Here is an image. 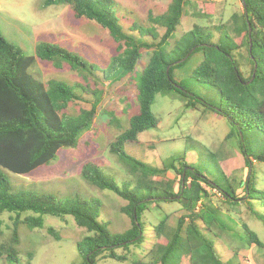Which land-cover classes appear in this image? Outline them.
<instances>
[{"label":"trees","instance_id":"16d2710c","mask_svg":"<svg viewBox=\"0 0 264 264\" xmlns=\"http://www.w3.org/2000/svg\"><path fill=\"white\" fill-rule=\"evenodd\" d=\"M199 1L207 5L213 0ZM241 1L244 11L235 13L230 23L210 27L195 24L192 30L175 39L191 0H172L165 12H149L148 23L138 21L118 0H44V9L67 5L76 19H86L109 30L119 48L105 66L91 60L87 53L49 40L39 42L34 54L27 55L0 32V217L6 215L13 225L9 237L0 239L3 262H19L20 226L31 230L43 228L47 216L63 220L71 216L86 230L87 235L78 243L83 264H98L101 256L127 260V255L118 250L142 247L148 240L149 227L156 240L150 258L137 259L135 264H242L236 260L235 252L230 263L222 259L216 246L219 237L216 229L233 232L248 246L264 247L258 235L246 225L240 234L226 221L206 188L221 193L232 205L246 200L256 217L264 222L261 214L264 187L254 165V162L264 163V0ZM205 13L210 15L208 10ZM122 20L131 23L125 25ZM159 28L164 29L162 35ZM148 38L153 41L149 42ZM144 50L150 52L148 63L138 70ZM197 52H202V60L191 73L192 85L216 89L220 95L217 107L200 96L189 79L177 78V70L184 68ZM38 61L52 63L59 69L68 65L86 81L93 79L100 83L119 82L135 77L136 73L137 111L110 144L111 153L117 156L128 175L124 178L115 173L108 175L95 160L86 162L81 170L82 178L89 184L110 191L125 202L119 214L130 219L128 229L117 231L113 221L103 217L105 203L99 197L87 200L75 196L63 200L34 190H17L8 178L6 171L31 173L54 160L61 148L77 147L83 134L92 129L102 101L101 92L90 89L89 85L71 83L64 78L44 82L39 74L31 72ZM86 92L96 97L92 108L80 109L76 114L68 112L77 100H83ZM160 94L179 95L187 108L203 106L227 119L228 137L237 138L248 169L242 184L243 197L237 195V186L230 177L222 172L216 176L200 164L201 157L198 163L191 162L188 141L180 153L160 166L129 153L128 145L139 142L141 134L158 127L159 119L152 107ZM114 122L120 123V119L116 116ZM170 169L180 176L177 191L176 181L154 179ZM173 202L181 206L175 228L168 227L167 219L158 225L146 221L145 214L151 206ZM1 221L0 218V224Z\"/></svg>","mask_w":264,"mask_h":264},{"label":"rangeland","instance_id":"374dc122","mask_svg":"<svg viewBox=\"0 0 264 264\" xmlns=\"http://www.w3.org/2000/svg\"><path fill=\"white\" fill-rule=\"evenodd\" d=\"M118 1L134 13L138 21L145 23L149 12L154 14L165 12L172 0ZM43 2L44 0H0V32L3 37L11 44L20 47L27 55L34 54L39 42L49 40L57 45L61 43L71 50L87 53L91 60H96L103 66L110 62L119 45L114 41L109 30L95 22L76 19L67 5L49 6L44 9ZM207 10L210 15L205 13ZM243 11L241 0H213L207 5L199 0H191V4L185 8L181 25L174 37L179 39L192 30L195 24L210 27L220 23H230L235 13L242 14ZM122 22L125 25L131 23L130 20H122ZM158 31L160 35L164 33L163 28H159ZM148 41L153 40L148 38ZM172 43L174 44V40ZM243 53L246 54V51ZM149 56L150 52L144 50L138 70L148 63ZM201 60L202 52L195 53L184 68L177 70V78L189 79V84L192 85L191 73ZM31 72L39 74L46 83L52 78H64L71 83L86 87L89 85L90 89L101 92L102 101L97 107L92 129L83 134L77 147L61 148L54 160L31 173L15 174L6 171L8 178L17 190H34L63 200L75 196L87 200L99 197L105 203L103 217L111 219L117 231L128 229L131 227L130 219L119 214L125 202L114 193L101 191L89 184L82 178L81 170L86 162L95 160L108 175L115 173L121 178L128 175L117 156L111 153L110 144L127 126L132 114L137 111L136 73L135 77H127L119 82L100 83L93 79L86 81L79 72L72 70L68 65L59 69L52 63L42 61H38ZM192 87L215 107L219 106L220 95L216 89L198 84ZM83 96V100H77L70 106L68 112L76 114L80 109L92 108L96 100L95 95L86 92ZM185 103L179 95L163 97L160 94L152 107L159 119L158 127L141 134L138 138L139 142L128 145L129 153L140 160L160 166L175 153H180L188 141V158L191 162L198 163V158L201 157L200 164L205 165L216 176L222 172L230 177L232 183L237 186V195L243 197L242 184L248 175V169L237 138L228 137L230 125L227 119L203 106L197 109L187 108ZM116 116L120 119V123L114 122ZM254 165L258 171L259 183L264 187V163L254 162ZM154 179L176 181L175 190L179 188L180 176L174 169ZM206 188L213 205L222 210L231 226L236 227L241 234L242 227L246 225L264 243V222L256 217L246 200L241 201L239 205H232L221 193L207 186ZM160 205V207L151 206L146 211V221L158 225L161 220L167 219L168 227L175 228L180 215L178 212L181 208L180 204L173 202ZM261 214L264 216V213ZM5 217L6 215L0 217L2 220L0 239H7L13 228L11 220ZM149 228L151 230L147 232L148 240L142 247L132 246L128 251L118 250L120 254L127 255V260L117 261L101 256L98 258V264H135L134 261L137 259L148 261L153 243L156 241L153 229ZM216 231L219 234L216 246L225 262L230 263L235 252L236 260L242 264H264V247L248 246L233 232H223L219 229ZM86 235V230L79 227L71 216L66 220L47 216L43 228L31 230L25 225L20 226V244L17 246L19 262H3L0 259V264H83L78 243Z\"/></svg>","mask_w":264,"mask_h":264}]
</instances>
